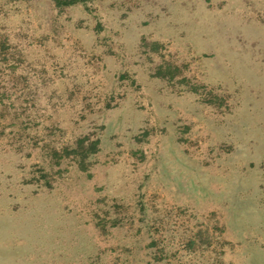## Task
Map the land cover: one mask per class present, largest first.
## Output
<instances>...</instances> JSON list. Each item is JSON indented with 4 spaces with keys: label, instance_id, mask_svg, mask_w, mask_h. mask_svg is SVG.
Here are the masks:
<instances>
[{
    "label": "rangeland",
    "instance_id": "obj_1",
    "mask_svg": "<svg viewBox=\"0 0 264 264\" xmlns=\"http://www.w3.org/2000/svg\"><path fill=\"white\" fill-rule=\"evenodd\" d=\"M0 36V264H264V0H0Z\"/></svg>",
    "mask_w": 264,
    "mask_h": 264
},
{
    "label": "trees",
    "instance_id": "obj_2",
    "mask_svg": "<svg viewBox=\"0 0 264 264\" xmlns=\"http://www.w3.org/2000/svg\"><path fill=\"white\" fill-rule=\"evenodd\" d=\"M13 2H17L18 0H12ZM50 2H52L55 6L57 7H61V6H73L75 4L78 3V0H48ZM2 37V36H0ZM0 63L5 64L8 66V70H16L22 63H23V58L22 56L19 54V52H11V49L8 47V45L5 43L4 40H0ZM22 79H21V83L22 84ZM23 90V89H22ZM5 93H0V105H4V100L8 99V97H6V95H4ZM30 96V93H27V96L24 97H28ZM28 101V100H26ZM13 102V101H12ZM11 102V103H12ZM6 104V103H5ZM32 108H34V106H32ZM12 109V106H11ZM14 114V116H18L16 111L12 112ZM11 113V115H12ZM6 113L2 112L1 118L0 119H5V115ZM39 117L35 118V124L34 127H37L39 125V122H37ZM41 118V117H40ZM15 126L17 127V129H15V137H18V140H21V136L19 134V131L25 132L26 128L21 124V123H16ZM5 128V126L0 125V135L3 133L2 130ZM42 130V129H41ZM40 130V132H41ZM44 130H46V128H44ZM17 139V138H16ZM98 140H93L90 139V137L88 136H84V137H78L77 139H75L74 141L70 142V143H65L62 144L61 146H57L55 145L53 142L50 143H45L43 142L40 150L44 151L47 158H48V162H49V166H59V164H61V162L63 163L64 161H68L74 165H76L82 172H86L88 170V163H87V159L94 155L97 150H98ZM47 174V175H46ZM45 175H43V182H45V186H48L49 188L51 187L50 184V180L48 178V173H46ZM115 222V221H113ZM196 239L199 240V243L201 245L203 244H211V241L214 239L213 235L209 234V231H205V233H200L197 232L194 235V238L191 237L190 239H188V241L183 244V248H181L183 250V252H195L196 250ZM151 246L155 247L157 246V240L152 238L150 245L148 246L149 248H151ZM200 246V245H199ZM158 248V247H157ZM164 247L162 249H157L156 253L157 255H161V257H164L165 252H164ZM156 255V256H157ZM165 259L168 260L170 258H166Z\"/></svg>",
    "mask_w": 264,
    "mask_h": 264
}]
</instances>
